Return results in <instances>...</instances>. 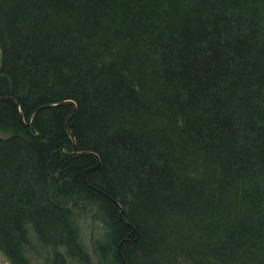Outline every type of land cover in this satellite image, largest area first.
Wrapping results in <instances>:
<instances>
[{
	"label": "trees",
	"instance_id": "trees-1",
	"mask_svg": "<svg viewBox=\"0 0 264 264\" xmlns=\"http://www.w3.org/2000/svg\"><path fill=\"white\" fill-rule=\"evenodd\" d=\"M0 51L10 264H264V0H0Z\"/></svg>",
	"mask_w": 264,
	"mask_h": 264
},
{
	"label": "rangeland",
	"instance_id": "rangeland-1",
	"mask_svg": "<svg viewBox=\"0 0 264 264\" xmlns=\"http://www.w3.org/2000/svg\"><path fill=\"white\" fill-rule=\"evenodd\" d=\"M90 224L91 227H88V225ZM80 227L82 231V239L84 240V245L89 247L92 243V239H94V237L97 236L95 226L92 224L90 218H86L85 220L81 221ZM92 227H94V229ZM26 255L30 259L32 264L36 263L34 256L29 250L26 251ZM0 264H10L7 258L2 253H0Z\"/></svg>",
	"mask_w": 264,
	"mask_h": 264
},
{
	"label": "water",
	"instance_id": "water-1",
	"mask_svg": "<svg viewBox=\"0 0 264 264\" xmlns=\"http://www.w3.org/2000/svg\"><path fill=\"white\" fill-rule=\"evenodd\" d=\"M84 154H88V153H84ZM89 155H93V154H90V153H89ZM94 168H95V167H93V168H91V169H89V170H93ZM127 225H129V224H127ZM132 229H133V231L135 230L133 227H132ZM118 253H119L120 257L122 258V262H123V264H126L125 260L123 259L122 255H121L120 245H118Z\"/></svg>",
	"mask_w": 264,
	"mask_h": 264
}]
</instances>
